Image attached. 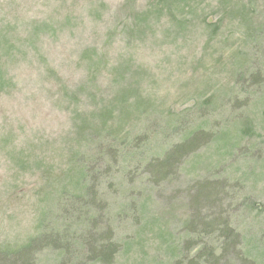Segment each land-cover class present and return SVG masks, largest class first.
<instances>
[{
  "label": "rangeland",
  "instance_id": "374dc122",
  "mask_svg": "<svg viewBox=\"0 0 264 264\" xmlns=\"http://www.w3.org/2000/svg\"><path fill=\"white\" fill-rule=\"evenodd\" d=\"M223 1L0 0V253L36 237L29 264H184L219 239L196 219L264 244V83L241 60L264 70V0ZM198 124L157 181L148 162ZM84 166L92 192L55 201Z\"/></svg>",
  "mask_w": 264,
  "mask_h": 264
},
{
  "label": "trees",
  "instance_id": "16d2710c",
  "mask_svg": "<svg viewBox=\"0 0 264 264\" xmlns=\"http://www.w3.org/2000/svg\"><path fill=\"white\" fill-rule=\"evenodd\" d=\"M240 2L237 0L236 3ZM176 4V3H175ZM222 5H226V3L221 0ZM238 6V4H236ZM176 7L179 8V5L176 4ZM258 55V54H256ZM242 66L246 67L245 75L249 76L250 82L254 83L253 85H262L264 83V70L262 71H255L253 67L249 65L248 59L245 56L241 57ZM124 96V95H123ZM138 106L136 105L135 108ZM206 137V130H204L199 124L191 128L190 130L186 131L183 134L182 138L179 141L172 143L169 147L164 149L157 157L149 161L148 164L150 165V171H152V175L157 179V181L165 179L169 176L176 164H178L184 156L188 153L193 151L197 148V146L201 143V141ZM264 167V166H263ZM86 169H81L79 173H77L78 179L75 177L73 181H68V183H58L56 185V194L54 196V200H63L67 191L71 192L72 195H69L68 199L70 200L72 196H74L80 202V197L87 196L90 191V187L87 184L82 185V178L85 177ZM215 180H205L201 186H198L199 192L197 189L195 190L197 200H204L207 203H212L214 197L218 196L217 186L219 183ZM65 199V198H64ZM59 201V202H61ZM75 216L78 217L83 227L86 229L85 225H87V231L91 234L93 232L92 227L94 226V219H90L89 221V213H83L82 210L75 206L72 208ZM79 212L81 215L79 216ZM204 219V217H203ZM200 219H196L194 222L198 226H201L200 231L211 230L212 233L216 232L219 239L211 240L209 244V251L204 253V247L199 245L195 252H193V256L189 259L188 263L184 264H264V244L262 245L263 240L260 238L253 236L250 240H243L240 235L242 233L234 227L229 225H216L214 221H202ZM189 224L188 227H190ZM108 233L111 228L107 225L104 226ZM100 229V228H99ZM99 229L97 231H99ZM200 231H195L200 237ZM235 234L236 241L238 242L239 247H236L234 244V240L230 238L232 234ZM257 233V232H256ZM41 234V233H40ZM90 236H93L91 235ZM105 242V241H104ZM97 243L94 248L92 247L94 240H92V244L87 243L88 248H91V252L94 253L93 259L98 260L104 263H110L116 253L118 252V247H116L115 243H112L110 238L107 245L105 243ZM185 240L183 243L185 244ZM246 242V243H245ZM39 242L36 241V237L30 238L27 242H25L22 246H19L15 250H11L10 253L7 252L8 258L14 256V259L10 261L8 260L4 251L0 253V264H29L31 262V253L34 248L37 247Z\"/></svg>",
  "mask_w": 264,
  "mask_h": 264
}]
</instances>
